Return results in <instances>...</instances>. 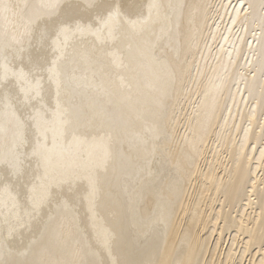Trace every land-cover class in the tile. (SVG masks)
<instances>
[{
  "label": "bare ground",
  "instance_id": "bare-ground-1",
  "mask_svg": "<svg viewBox=\"0 0 264 264\" xmlns=\"http://www.w3.org/2000/svg\"><path fill=\"white\" fill-rule=\"evenodd\" d=\"M245 263L264 0H0V264Z\"/></svg>",
  "mask_w": 264,
  "mask_h": 264
},
{
  "label": "snow or ice",
  "instance_id": "snow-or-ice-1",
  "mask_svg": "<svg viewBox=\"0 0 264 264\" xmlns=\"http://www.w3.org/2000/svg\"><path fill=\"white\" fill-rule=\"evenodd\" d=\"M117 14L110 15L106 20L103 21L104 24H108L110 21L114 20L116 18Z\"/></svg>",
  "mask_w": 264,
  "mask_h": 264
},
{
  "label": "rangeland",
  "instance_id": "rangeland-1",
  "mask_svg": "<svg viewBox=\"0 0 264 264\" xmlns=\"http://www.w3.org/2000/svg\"><path fill=\"white\" fill-rule=\"evenodd\" d=\"M233 5H235V4H233ZM226 245H227V244H224V249L226 248ZM245 264H246V263H245Z\"/></svg>",
  "mask_w": 264,
  "mask_h": 264
}]
</instances>
